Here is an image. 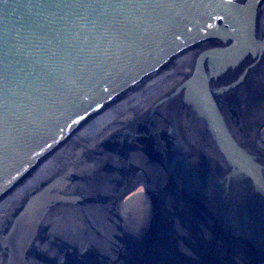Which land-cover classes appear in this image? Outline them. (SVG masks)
Listing matches in <instances>:
<instances>
[{
	"label": "water",
	"instance_id": "95a60500",
	"mask_svg": "<svg viewBox=\"0 0 264 264\" xmlns=\"http://www.w3.org/2000/svg\"><path fill=\"white\" fill-rule=\"evenodd\" d=\"M17 184L0 264H264V0H0Z\"/></svg>",
	"mask_w": 264,
	"mask_h": 264
},
{
	"label": "bare ground",
	"instance_id": "6f19581e",
	"mask_svg": "<svg viewBox=\"0 0 264 264\" xmlns=\"http://www.w3.org/2000/svg\"><path fill=\"white\" fill-rule=\"evenodd\" d=\"M179 56H180V55H179ZM151 77H152V76H151ZM60 151H62V150H56L57 153H59ZM46 152H47V151H46ZM54 155H55V149L49 151V152L46 153V154H41L42 157H40L39 159H37V160H36L37 163H35V165L33 164V165H32L33 167H29V170L31 171V170H32L34 167H36V166H38V168H39V166H41L42 164H45V163L48 161V158H51V157H53ZM38 168H37V169H38ZM29 173H30V172H28L25 176H23V177L21 178V180L24 179ZM24 180H25V179H24ZM24 180H22L21 183H22ZM14 182H15V181H14ZM14 182H12V183H10V184H14ZM18 185H19V184H17L14 188H13V186H12V187H10V188H8V189H3V190H1L0 200H1L3 197H5L7 194H9L12 190H14ZM4 188H7V186H5ZM12 188H13V189H12Z\"/></svg>",
	"mask_w": 264,
	"mask_h": 264
},
{
	"label": "flooded vegetation",
	"instance_id": "af4514ba",
	"mask_svg": "<svg viewBox=\"0 0 264 264\" xmlns=\"http://www.w3.org/2000/svg\"><path fill=\"white\" fill-rule=\"evenodd\" d=\"M137 193H139V192L137 191Z\"/></svg>",
	"mask_w": 264,
	"mask_h": 264
}]
</instances>
